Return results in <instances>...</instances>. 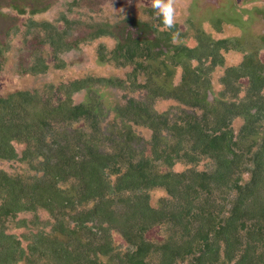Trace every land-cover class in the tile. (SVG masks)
Masks as SVG:
<instances>
[{
  "label": "trees",
  "instance_id": "16d2710c",
  "mask_svg": "<svg viewBox=\"0 0 264 264\" xmlns=\"http://www.w3.org/2000/svg\"><path fill=\"white\" fill-rule=\"evenodd\" d=\"M141 2L119 36L109 29L118 19L90 38H111L98 61L123 80L60 82L61 55L84 44L48 23L51 52L38 47L15 76L33 85L0 96V264H264V63L242 37H187L177 16L169 29L153 2L132 5ZM229 53L245 55L219 74ZM96 82L146 99L123 96L102 119V96L74 100ZM159 99L180 108L158 111ZM43 210L49 231L18 219ZM12 222L28 232L10 235ZM157 228L162 237L150 239Z\"/></svg>",
  "mask_w": 264,
  "mask_h": 264
},
{
  "label": "rangeland",
  "instance_id": "374dc122",
  "mask_svg": "<svg viewBox=\"0 0 264 264\" xmlns=\"http://www.w3.org/2000/svg\"><path fill=\"white\" fill-rule=\"evenodd\" d=\"M132 1L134 0H0V51H2L0 58H5V63L0 59V96L19 88H25L31 83L25 78H21L19 84H16L15 76L24 70L23 65L30 64V55L35 49L39 47L46 55L51 52L52 47L46 42L43 43L44 40H48L45 30L48 23L51 26L54 25V29H57L65 43L75 41L84 44L79 49L69 50L68 53L61 55L66 67H62L64 69L57 72L60 82L61 80H74L78 77L80 79L87 74L99 77H103L105 74L107 77L119 79L122 77L123 80L124 72L121 69L118 70V67L113 63L104 64L105 62L98 61L100 60L98 51L103 56L102 50H99L101 46L106 47L107 56H110L109 51L113 48L111 38L105 37L97 40L90 38L103 23H116L118 19V24L109 29L114 36H119L126 26L125 19V22H122L123 17L128 16L132 10L136 12L135 9H138L143 12L146 8L143 2L140 6H136L137 4L132 5ZM146 1H151L152 5L153 0ZM173 3L181 29L186 32L187 37L194 39L200 29L205 30L211 36L214 35L216 39L242 37L247 51L257 52V56L264 63V0H173ZM182 11H185L187 18L182 19ZM67 21L70 25L66 23ZM10 53L11 57H9ZM243 55L245 54L229 53L225 67L221 68L219 74L226 67L238 65L244 57ZM52 72L54 70L50 73ZM52 79L47 75L41 78L44 84H56L55 79L54 82L45 83ZM176 79L179 82L180 76L176 75ZM41 80L39 83L43 82ZM242 84L244 88H247L246 80H243ZM32 85L33 83L29 86ZM92 85H94V89L88 87L89 92L82 91L74 96L75 103L82 102L88 95L92 101H100L102 96L101 101L105 104L101 118L105 120H109L112 113L109 105L112 102H124L123 96L128 97L134 94L136 97H141L139 100L146 99V91L130 94L126 90L128 87L126 89L118 88V90L116 87H112L105 90L100 82ZM105 91L109 93L107 94ZM215 94L213 93L211 98ZM113 98L114 100L111 101ZM252 101L256 104L259 103L257 99ZM177 105L178 103L173 100L159 99L155 103V108L158 111L169 109L170 112H175L180 108ZM104 130L110 131V127L105 126ZM101 142L103 144V140ZM152 195L154 205H158V200L164 197L160 192H154ZM74 212L78 213L79 211L75 210ZM22 218L34 221L35 232L43 227L49 231L52 228L49 224H54L53 216L46 210L41 211L38 217L27 213L18 216V219ZM46 222L49 227L46 226ZM7 226L9 234H14L16 237H22L24 232H28L27 228L16 227L15 222L8 223ZM162 235L163 230L157 228L149 233V238L158 240ZM23 246L27 247L26 242L23 243Z\"/></svg>",
  "mask_w": 264,
  "mask_h": 264
},
{
  "label": "clouds",
  "instance_id": "9594fccd",
  "mask_svg": "<svg viewBox=\"0 0 264 264\" xmlns=\"http://www.w3.org/2000/svg\"><path fill=\"white\" fill-rule=\"evenodd\" d=\"M153 8L159 14L163 25L169 29L175 28L176 10L173 0H153Z\"/></svg>",
  "mask_w": 264,
  "mask_h": 264
},
{
  "label": "flooded vegetation",
  "instance_id": "af4514ba",
  "mask_svg": "<svg viewBox=\"0 0 264 264\" xmlns=\"http://www.w3.org/2000/svg\"><path fill=\"white\" fill-rule=\"evenodd\" d=\"M16 5H17V3H16Z\"/></svg>",
  "mask_w": 264,
  "mask_h": 264
}]
</instances>
